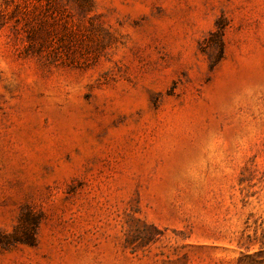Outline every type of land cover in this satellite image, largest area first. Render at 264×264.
<instances>
[{
    "label": "rangeland",
    "instance_id": "1",
    "mask_svg": "<svg viewBox=\"0 0 264 264\" xmlns=\"http://www.w3.org/2000/svg\"><path fill=\"white\" fill-rule=\"evenodd\" d=\"M0 264H264V0H0Z\"/></svg>",
    "mask_w": 264,
    "mask_h": 264
},
{
    "label": "trees",
    "instance_id": "2",
    "mask_svg": "<svg viewBox=\"0 0 264 264\" xmlns=\"http://www.w3.org/2000/svg\"><path fill=\"white\" fill-rule=\"evenodd\" d=\"M49 26L50 22L48 19L42 18L36 20L35 22L29 21L25 23L24 31L26 33L25 39L27 44L24 52L27 56L33 54L42 55L45 49L51 46L50 44L53 42V38L51 37L53 29ZM62 32L64 35H68L71 33V29L64 25ZM211 34L212 36L215 35L217 37L214 44L218 50L217 60H219L224 54V32L222 28L218 26L217 31L211 32Z\"/></svg>",
    "mask_w": 264,
    "mask_h": 264
}]
</instances>
